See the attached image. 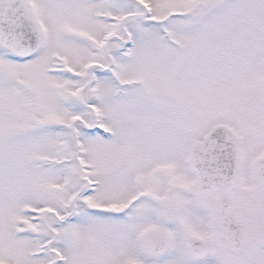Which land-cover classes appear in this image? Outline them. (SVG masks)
<instances>
[{
  "label": "snow or ice",
  "instance_id": "1",
  "mask_svg": "<svg viewBox=\"0 0 264 264\" xmlns=\"http://www.w3.org/2000/svg\"><path fill=\"white\" fill-rule=\"evenodd\" d=\"M0 264H264V0H0Z\"/></svg>",
  "mask_w": 264,
  "mask_h": 264
}]
</instances>
